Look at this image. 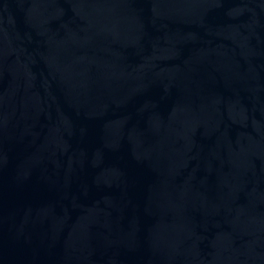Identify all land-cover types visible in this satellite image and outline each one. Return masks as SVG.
I'll list each match as a JSON object with an SVG mask.
<instances>
[{
	"label": "water",
	"instance_id": "1",
	"mask_svg": "<svg viewBox=\"0 0 264 264\" xmlns=\"http://www.w3.org/2000/svg\"><path fill=\"white\" fill-rule=\"evenodd\" d=\"M0 264H264V0H0Z\"/></svg>",
	"mask_w": 264,
	"mask_h": 264
}]
</instances>
